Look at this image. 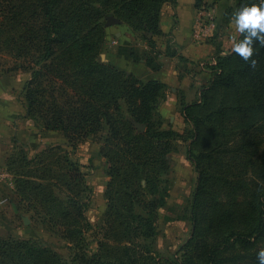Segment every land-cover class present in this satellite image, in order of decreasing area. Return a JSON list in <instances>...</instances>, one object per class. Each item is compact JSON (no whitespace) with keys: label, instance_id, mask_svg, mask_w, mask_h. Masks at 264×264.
I'll use <instances>...</instances> for the list:
<instances>
[{"label":"trees","instance_id":"16d2710c","mask_svg":"<svg viewBox=\"0 0 264 264\" xmlns=\"http://www.w3.org/2000/svg\"><path fill=\"white\" fill-rule=\"evenodd\" d=\"M176 1L0 0L1 23L16 27L11 40L30 72L22 88L27 115L45 129L61 131L73 147L101 132L100 151L110 176L106 225H100L102 237L94 251L88 252L83 242V231L91 227L84 213L87 202L70 196L71 211L64 209L61 217L71 214L82 224L65 229L63 236L73 243L68 257L30 239L0 236V264H140L145 255L154 264H258L256 253L264 247V48L258 43L255 70L233 51L219 56L200 101L183 105L212 104L204 115L192 117L194 139L208 121H215L214 144L192 156L198 170L190 206L192 232L181 253L174 258L151 255L156 212L168 190L161 174L168 167L171 139L181 133L152 119L165 82L142 79L98 58L104 35L100 19L116 13L153 35L161 33L162 4ZM201 3L194 0L196 7ZM253 3L259 0H236L234 7ZM145 60L153 69L160 66ZM221 90L227 94L217 101ZM134 122L144 123L145 129ZM19 148L20 160H30ZM66 162V187L77 193L73 187L83 174L77 163ZM40 184L26 179L21 185Z\"/></svg>","mask_w":264,"mask_h":264},{"label":"rangeland","instance_id":"374dc122","mask_svg":"<svg viewBox=\"0 0 264 264\" xmlns=\"http://www.w3.org/2000/svg\"><path fill=\"white\" fill-rule=\"evenodd\" d=\"M235 2L236 0H202L198 7L195 6L197 8L196 15L201 10L202 19L199 20V24L194 19L192 28L199 30L205 24H213L217 19L213 25L214 33L223 30L225 23L229 22L230 33L235 35L236 30L230 23L232 13L235 10ZM214 8L216 11H213ZM4 19L0 15V78L15 79L16 77L12 75L18 76L23 93V83L29 77L30 72L23 68V58L11 40V36L16 32V27L10 22L3 23L2 21L1 23V20ZM100 24L104 32L98 49L100 60L111 62L126 70L124 66L116 64L108 58V55L113 53L112 51L116 47L119 48L120 44L117 43L116 36L123 30L124 36L121 37L123 40L121 44L124 45L122 48L126 52L125 54H128L129 59L139 61L143 58L146 63L145 58H148L152 63L161 65L160 57H164L159 55L161 50L159 36L162 33L151 35V33L133 26L116 13L102 17ZM115 31L119 32L115 34ZM115 45L117 46L114 47ZM168 45L167 48H162V51L166 52L169 59L175 58L176 61L178 59L181 67H185V70L189 69L190 72L192 70V78H195V72L204 68L209 69L210 76L206 80L200 81L198 86L200 89L197 88L193 99H190L191 97L186 98L178 91H172L170 86L166 84L164 95L159 97L153 110L152 119L160 120L161 127H170L181 133V136L171 139V149L167 153L168 167L161 174L167 183L168 190L163 204L158 207L156 212V234L150 239L153 249L151 255L156 258L160 256L174 258L175 255H179L181 253L180 247L191 235L190 206L198 177V170L192 156L212 147L215 139L212 130L213 125H211L215 121H208L207 125L203 126L201 136L198 139H194L193 129L192 116L204 115L212 107V104L200 103L201 105L190 108L183 105L195 100L200 101L203 90L211 81L218 57L228 54L233 47L232 45L228 49H224L222 53L209 54L197 60L184 54L175 44ZM185 64L186 66H183ZM193 64L195 65L192 66ZM151 65L153 66V64ZM138 77L150 78L145 75ZM225 94L227 93L224 90L218 91L217 101L222 99ZM122 111L124 115H127L126 104L123 101ZM37 120L38 124L42 126L40 120ZM134 124L140 130L145 129L144 123L134 122ZM59 133L62 134L63 139L47 141L38 150H34L32 154L25 151L21 145H17V148L11 152L9 162L5 163V168L11 173L14 181L11 186H8L9 189L3 192V199L0 201V236L30 239L48 245L62 256L68 257L72 253L70 245L73 243L63 236L64 233H67L65 229L68 228L67 231L69 229L74 230V227L80 226L82 222L78 224L73 221L71 214L63 218L61 212L66 208L71 211L70 196L87 202L84 213L86 219L91 223V227L83 231L85 238L83 242H86L84 247L88 252L94 251L97 248V237H102L100 225L104 224L103 216L107 208L105 188L110 176L107 173L108 163L100 151L101 132L87 135L74 147L72 140L66 139L61 131ZM104 133L105 131H103ZM218 138H222V136L220 135ZM19 147L25 151L28 157H31L30 160H20ZM67 159L77 163L83 174L82 182L73 187L77 193L70 191L65 184L68 180V175L65 172ZM15 178L20 181L19 187L15 184ZM26 179L33 183H41L40 187L22 186L21 184ZM6 202H10L11 206L8 207L9 204L6 205ZM135 210L139 211L140 208L136 206ZM119 228L123 229L124 226L120 225ZM140 240L143 241L141 238ZM139 262L140 264H154L148 255L140 257Z\"/></svg>","mask_w":264,"mask_h":264},{"label":"crops","instance_id":"0c3cea01","mask_svg":"<svg viewBox=\"0 0 264 264\" xmlns=\"http://www.w3.org/2000/svg\"><path fill=\"white\" fill-rule=\"evenodd\" d=\"M196 11L194 0H177L174 3L164 2L162 4L159 14V26L162 33L159 36L161 43L159 55L161 54L164 58L160 57L162 63L157 69L148 66L143 58L139 61L128 58V54H125L126 52L122 48L124 45L121 44L123 41L121 37L124 36L123 30L116 36L117 43L120 44L119 48L115 45L116 48L112 49L113 53L108 55V58L138 76L160 78L170 86L172 91H178L186 98L193 99L200 81H204L210 76L209 69L204 68L195 72V78H192L193 71L190 72L189 69L185 70V67H181L178 59L177 61L175 58L169 59L162 48H167L168 44H175L184 54L198 60L209 54L224 52V49H228L236 42L239 34L238 32H235V35L230 33L229 22L225 23L223 30L214 33L213 25L217 19L213 24H205L199 30H197L198 28L193 29L194 19L198 24L202 19L201 10L197 15ZM213 11H216L215 8ZM118 32L115 31V34ZM182 64L184 63L182 62ZM12 76L17 79L0 78V164L2 166H5L7 156L13 152L16 145H21L25 151L32 154L47 141L63 139L58 130L45 129L35 119L27 115L20 79L18 76ZM8 186L11 185L0 181V201L3 199V192L9 189ZM6 203V205L9 204L8 207L11 206L10 202Z\"/></svg>","mask_w":264,"mask_h":264},{"label":"clouds","instance_id":"9594fccd","mask_svg":"<svg viewBox=\"0 0 264 264\" xmlns=\"http://www.w3.org/2000/svg\"><path fill=\"white\" fill-rule=\"evenodd\" d=\"M231 24L242 38L236 40L232 51L253 70L257 61L253 59L254 44L264 48V0L259 3L241 4L232 13ZM258 264H264V247L256 253Z\"/></svg>","mask_w":264,"mask_h":264},{"label":"built area","instance_id":"2783aa9c","mask_svg":"<svg viewBox=\"0 0 264 264\" xmlns=\"http://www.w3.org/2000/svg\"><path fill=\"white\" fill-rule=\"evenodd\" d=\"M0 181H4L9 185L13 184L12 175L5 166L0 164Z\"/></svg>","mask_w":264,"mask_h":264},{"label":"water","instance_id":"95a60500","mask_svg":"<svg viewBox=\"0 0 264 264\" xmlns=\"http://www.w3.org/2000/svg\"><path fill=\"white\" fill-rule=\"evenodd\" d=\"M139 126H141V127H142V125H139Z\"/></svg>","mask_w":264,"mask_h":264}]
</instances>
